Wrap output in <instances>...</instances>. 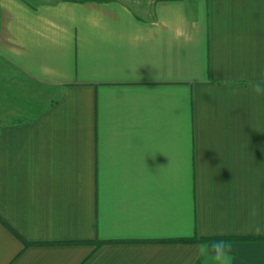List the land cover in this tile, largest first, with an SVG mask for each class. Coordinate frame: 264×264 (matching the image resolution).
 Returning <instances> with one entry per match:
<instances>
[{
    "label": "crops",
    "instance_id": "obj_1",
    "mask_svg": "<svg viewBox=\"0 0 264 264\" xmlns=\"http://www.w3.org/2000/svg\"><path fill=\"white\" fill-rule=\"evenodd\" d=\"M3 63L55 96L0 120V264H264V0H0Z\"/></svg>",
    "mask_w": 264,
    "mask_h": 264
},
{
    "label": "rangeland",
    "instance_id": "obj_2",
    "mask_svg": "<svg viewBox=\"0 0 264 264\" xmlns=\"http://www.w3.org/2000/svg\"><path fill=\"white\" fill-rule=\"evenodd\" d=\"M33 5H40L41 3H49L57 0H27ZM0 68V108L5 105V110L0 109V120L5 116L6 120L14 118H28L31 111L27 108L36 105L49 104L53 98L54 93L46 87L31 83L29 80L23 79L21 76L14 78L12 70L3 63ZM17 100L16 106L12 104V100ZM2 103L4 105H2ZM27 107V108H26Z\"/></svg>",
    "mask_w": 264,
    "mask_h": 264
},
{
    "label": "clouds",
    "instance_id": "obj_3",
    "mask_svg": "<svg viewBox=\"0 0 264 264\" xmlns=\"http://www.w3.org/2000/svg\"><path fill=\"white\" fill-rule=\"evenodd\" d=\"M249 89L256 97L264 96V75L258 80H250ZM196 247L198 255L209 257L215 264H232V246L225 240L213 241L211 244L200 243Z\"/></svg>",
    "mask_w": 264,
    "mask_h": 264
},
{
    "label": "trees",
    "instance_id": "obj_4",
    "mask_svg": "<svg viewBox=\"0 0 264 264\" xmlns=\"http://www.w3.org/2000/svg\"><path fill=\"white\" fill-rule=\"evenodd\" d=\"M37 110H33V112H35ZM37 113V112H36ZM0 220L9 228L11 229L17 236L18 234L16 233V231H14L10 226H8L7 223H5L1 217H0ZM23 240V242L25 243L26 246L28 245H31V244H35V243H31V242H28L26 241L25 239L21 238ZM216 240V239H226V238H203V237H198V236H193V237H182V238H177V239H167V240H161V242H175V243H200V242H204V241H208V240ZM230 239V238H229ZM97 245H101L103 244V242H100V241H97L96 242Z\"/></svg>",
    "mask_w": 264,
    "mask_h": 264
}]
</instances>
